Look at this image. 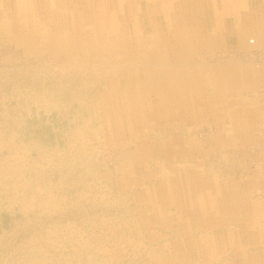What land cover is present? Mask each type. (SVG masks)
Listing matches in <instances>:
<instances>
[{
  "label": "rangeland",
  "instance_id": "374dc122",
  "mask_svg": "<svg viewBox=\"0 0 264 264\" xmlns=\"http://www.w3.org/2000/svg\"><path fill=\"white\" fill-rule=\"evenodd\" d=\"M33 1L0 0L19 28L0 32V264H264V0H197L203 37L169 61L138 42L150 29L123 32L142 18L114 13L125 0ZM234 3L251 22L224 15ZM190 77L185 106L157 86ZM212 199L234 209L206 219Z\"/></svg>",
  "mask_w": 264,
  "mask_h": 264
},
{
  "label": "bare ground",
  "instance_id": "6f19581e",
  "mask_svg": "<svg viewBox=\"0 0 264 264\" xmlns=\"http://www.w3.org/2000/svg\"><path fill=\"white\" fill-rule=\"evenodd\" d=\"M132 1H130L128 3V0H125L124 1V4H123V7L120 8L119 12L114 11V13L116 15H119V14L125 15L127 13V9H130V11H132L131 8L134 6V8L136 9V14L134 13L135 16L137 14H141L142 15V18L140 20H138L139 17L138 18L136 17L135 18L136 24L135 25L132 24L133 26L127 25V24H129V22L132 21V20L129 21L127 19L124 22V24H123V25L127 26L125 29H123L121 26H118V27H115L117 30H114V31H115V34H117V33H119V31H122L121 29H123V32H127V30L128 31L129 30H135V34L138 35L140 33L142 36H145V35H147L146 33L148 32L146 30L150 29L149 30V35L151 37H150V39L147 42H145L147 40V38H145V37L144 38H141L138 35L139 38H140L138 40V42L141 45L147 43V45H150L151 44V46H153V48H151V50H150L151 52H148L147 53V56H150V60L163 59V61H166V60L169 61V60L172 59L170 57V56H172V55H170V50L174 53L176 43H179L181 50H183V47L184 46L190 45V47H191L192 45H194L193 40L196 37H198V38H202L203 37L202 31H204V30L202 28V25L204 23H206L204 21V18H205L206 15H209V13H208V11L205 13L204 11L199 10V7H198V4L197 3H199L201 0H199V2L197 0H188L187 3L184 2L182 4V7H180V8H178V7L176 8L175 7L176 3L173 0H163L162 1L163 4H161V6L159 5V3H156L155 0H149L150 2H148L146 4L143 3L141 0H136L137 4L139 2L140 3L138 5L136 4V5H132L131 6ZM225 1H227V0H223L221 2V5L223 7H226V5L230 2V1L229 2H225ZM36 2L37 1L34 0L32 2V4H33L32 6L40 5V4H36ZM15 3H16V1H14V4ZM14 7H16V6H14ZM194 7H197V9L195 10ZM33 11H36V10H33ZM131 14H133V13H131ZM192 14H194L195 16L192 15ZM159 15L161 17H158ZM224 15L231 16V20L235 24H238V23H241V22H243V23H247V22L249 23V22H251V18H249V12L244 11V10H241V8L237 4H235L233 6V9L232 10H230L228 12L225 11L224 12ZM197 16H201V18L198 20V18H196ZM149 17L150 18L153 17L154 21H151V22L150 21L149 22L144 21L145 19H148ZM157 18H160L161 19V22H159V23L157 22L156 23ZM8 22L7 23L5 22V25H0V32L3 31V29H6L7 31L9 29H13V30L14 29H19L13 23H12L13 25L10 26V23H8ZM163 23L166 25L165 26L166 28H163L161 26L160 30L161 29L162 30L163 29H166V31H168L167 36L165 38L162 37L159 34V32L158 33H156V32L153 33L154 30L157 29V27L160 26ZM190 23H193V24L190 25ZM208 25H209V23H208ZM110 26L111 27L108 28L109 30L112 29V25H110ZM131 27H134V29H131ZM145 28H147V29H145ZM173 29H175L176 30L175 33H178V34H174V33L171 34V31ZM170 35H172V36H170ZM92 36H93V34H92ZM159 36L162 37V40L163 41L159 38ZM93 38H94V40H93ZM211 38L213 39V37H210V39ZM116 39L117 38H115V41L112 40L110 42H115L116 43ZM165 41H167V42L164 43V46H162L163 44H160V42L163 43ZM213 42H215V39H213ZM95 43H97V42L95 40V36H93L92 39H91V42H89L88 44L89 45H93ZM155 43L158 46L161 45V48H164L165 46H167L168 47V50H163V51L158 50V47L156 48V44ZM253 43H254V40H250L249 41V44H253ZM110 45H113V44H110ZM129 46L131 47V43H129L128 38L125 37V36H123V39H121V43L115 45V47H114V54L119 55L120 56V60H122V59L128 60L127 57H126L127 56V53L124 50H126L125 48H127ZM154 48H156V49H154ZM117 55H114L115 58H119ZM139 56L145 57V56H142V55H139ZM137 59L139 60V57ZM147 59H140V60L141 61H144V60H147ZM144 69L146 70L145 67H144ZM190 71H191V69H190ZM146 72H148V71L146 70ZM230 73L232 74L231 75L232 78L234 80H236L237 79V76L233 73L232 70L230 71ZM190 74H191V72H189V71L187 72L186 71V73L184 75L186 77V76H189ZM194 76H196V75H194ZM191 78L192 77L189 78V81H184L183 80V82H181L180 84H178V82L174 81V83L172 85H171V82H164V83H161V84L157 85L158 84V80L155 79L154 83L152 82L151 85H153L152 88H156L157 86L163 88V92L165 91V93H166L165 94V99H167L169 97V99H168L167 102L173 100V98H172L173 94L172 93H174L175 94V98H174L173 104L178 103V106L179 105L185 106V104H186L185 99L182 98L179 94L185 93V90L186 89H187V91L192 92L193 86H195L197 89L199 88L198 83L196 81L195 82H192ZM194 79H197V78L194 77ZM215 80H216V82H215L216 87L215 88H217L219 84H221V83L223 84L225 82L223 79L221 80L218 77ZM138 83L139 82H137L135 86H132V92L135 93V94L138 92L137 95L139 96V90L141 89V85H139L140 83L139 84ZM154 84H156L157 86L154 85ZM159 89L160 88H157L156 90L158 91ZM157 93H159V92H157ZM177 96H178V99H177ZM135 101H137V100H135ZM180 178H181L180 176L177 178V181L175 182V185L178 186V184L180 182ZM163 188H167V190H165L164 194H158V197L159 198H162L161 200H163L164 202L167 201L168 202V205L169 204L170 205L173 204L175 206L176 211L178 213H189L190 210H188L186 208H187V206L190 205V203L193 204L194 203L193 201H190V203H189L183 197L178 198L177 201H173V199L171 197V191L172 190L170 191V189L167 186H163ZM210 201H211L210 204H208V202L205 203L206 201L203 202V203L202 202L200 203L202 206H204V207H201V211L203 212V216L206 217V219H208V217L211 216L210 215V212H209L210 211V208H211L210 205L212 207L213 206L214 207H220L221 204H223V205H226V207L229 208V210H231V212H232V209H234L233 208V205H232L233 203H229V202L226 203V202H224L223 199H217V200H214V201L212 199ZM231 207H232V209H231ZM251 208H252V206H251ZM219 209H222V208H219ZM178 215H180V214H178ZM186 215H188V214H186ZM231 216H232V214H230V217ZM231 219H233V217H231Z\"/></svg>",
  "mask_w": 264,
  "mask_h": 264
}]
</instances>
